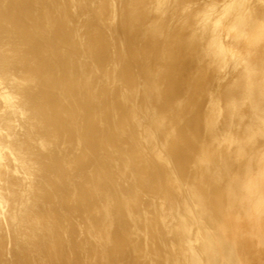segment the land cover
<instances>
[{
	"label": "bare ground",
	"instance_id": "obj_1",
	"mask_svg": "<svg viewBox=\"0 0 264 264\" xmlns=\"http://www.w3.org/2000/svg\"><path fill=\"white\" fill-rule=\"evenodd\" d=\"M0 264H264V0H0Z\"/></svg>",
	"mask_w": 264,
	"mask_h": 264
},
{
	"label": "rangeland",
	"instance_id": "obj_2",
	"mask_svg": "<svg viewBox=\"0 0 264 264\" xmlns=\"http://www.w3.org/2000/svg\"><path fill=\"white\" fill-rule=\"evenodd\" d=\"M206 100H207V99H205V101H206ZM205 101L203 102V108L205 107V105H206V107H207V105H208V104H207L208 100H207V102H205ZM205 134H206V132L203 133V135H205ZM82 237H84V235H82Z\"/></svg>",
	"mask_w": 264,
	"mask_h": 264
}]
</instances>
